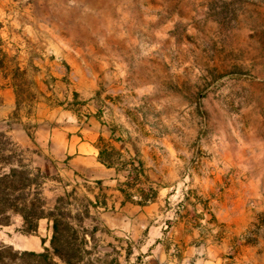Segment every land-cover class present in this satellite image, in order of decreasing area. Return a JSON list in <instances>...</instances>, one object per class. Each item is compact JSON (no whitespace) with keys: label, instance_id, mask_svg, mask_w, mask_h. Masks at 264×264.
Segmentation results:
<instances>
[{"label":"rangeland","instance_id":"obj_1","mask_svg":"<svg viewBox=\"0 0 264 264\" xmlns=\"http://www.w3.org/2000/svg\"><path fill=\"white\" fill-rule=\"evenodd\" d=\"M0 19L17 95L0 133L38 175L47 213L83 220L94 264H264V0H0ZM79 126L102 128L126 196L167 188L178 216L107 224L92 206L101 186L75 176L91 171L32 144L39 129ZM144 150L163 181L143 185ZM22 224L0 226V243L47 235Z\"/></svg>","mask_w":264,"mask_h":264},{"label":"crops","instance_id":"obj_2","mask_svg":"<svg viewBox=\"0 0 264 264\" xmlns=\"http://www.w3.org/2000/svg\"><path fill=\"white\" fill-rule=\"evenodd\" d=\"M1 22V19H0ZM0 40L7 53L11 52L9 42V34L6 25L0 27ZM17 95L16 90L12 87L9 77H5L0 69V123L7 124L11 116L16 110ZM20 136L25 145L29 144V139L23 130L15 129L12 133ZM37 136L32 144L43 150L45 155L52 158L55 157L61 160H68L74 168H85L91 171L90 175L75 176L80 177L85 183H96L102 188V194L105 196L102 203H96V196L92 197V206H96V211H101V216H106L105 222H116L119 216H178L177 209L173 208L174 212L168 213L167 207V188L158 190L157 198L154 202L143 204L141 195L137 189H130V195L137 196V199L127 200L121 188L125 187L127 176H123L120 170L113 164L103 161L101 156V148L98 145L99 138L104 135L102 128L87 129V128H69L68 130H60L56 128H47L37 130ZM163 151L159 150L161 154ZM102 157V158H101ZM102 159V160H101ZM145 167V181L143 185H150L152 180L163 181V167L155 165V161L150 159L148 150H144L143 156ZM154 162V164H152ZM154 166V169L152 168ZM144 178V177H143ZM82 182V183H83ZM81 184L80 186H82ZM70 187V186H69ZM99 189V188H98ZM65 190L64 193H68ZM94 204V205H93ZM169 205V204H168ZM39 231L44 230L47 235L32 236L30 243L18 241L16 248L26 251H42L44 247H48L53 223L48 219L39 221ZM114 232V227L111 228ZM115 232H117L115 230ZM44 240V242H43Z\"/></svg>","mask_w":264,"mask_h":264},{"label":"trees","instance_id":"obj_3","mask_svg":"<svg viewBox=\"0 0 264 264\" xmlns=\"http://www.w3.org/2000/svg\"><path fill=\"white\" fill-rule=\"evenodd\" d=\"M2 65L3 60H0V69ZM38 178L34 170L25 164L16 144L6 134L0 133V226L10 225L12 216L20 215L23 219L20 231L29 235L38 232L41 219H48L53 223L50 247L36 252L17 250L12 245L0 243V264H84L87 256L93 259L89 264L99 262L93 234L83 228L80 217L75 219L74 224L70 216L47 213V204ZM121 191L127 200L132 198L130 194L126 196L125 190ZM157 195V191L151 188L150 192L141 193V202H154ZM88 234L91 241L88 240ZM89 243H92V251L87 250ZM113 262L120 264L118 259Z\"/></svg>","mask_w":264,"mask_h":264}]
</instances>
